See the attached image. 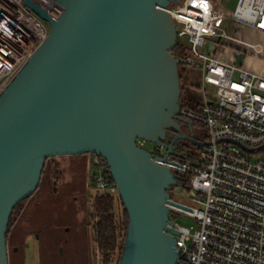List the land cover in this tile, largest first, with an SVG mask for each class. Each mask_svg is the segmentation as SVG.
<instances>
[{
	"label": "water",
	"instance_id": "obj_1",
	"mask_svg": "<svg viewBox=\"0 0 264 264\" xmlns=\"http://www.w3.org/2000/svg\"><path fill=\"white\" fill-rule=\"evenodd\" d=\"M45 41L0 93V264H9L8 224L14 208L39 186L45 162L95 152L108 162L128 218L118 264H177L175 229L167 223L173 170L137 143L181 140L180 65L175 21L168 7L181 0H56ZM175 130L168 138V130ZM237 143L232 139H226Z\"/></svg>",
	"mask_w": 264,
	"mask_h": 264
},
{
	"label": "built area",
	"instance_id": "obj_2",
	"mask_svg": "<svg viewBox=\"0 0 264 264\" xmlns=\"http://www.w3.org/2000/svg\"><path fill=\"white\" fill-rule=\"evenodd\" d=\"M32 1L53 19L63 14L64 7L56 0ZM168 10L176 25L172 53L179 65L200 70L202 83L215 88L214 95L204 89L198 108L181 106L179 112L202 125L204 134L197 138L209 145L193 148L178 143L168 154L164 141L148 150L183 184L190 179L188 203L182 202L186 207L166 204L173 220L167 226L177 231V264H264V74L219 57L220 49L229 45L261 52L262 44L243 40L240 29L246 25L264 32V0H238L230 27L223 24L229 17L214 0H181ZM49 30L50 24L25 0H0V93ZM86 155L93 167L94 194L113 195L124 208L107 160L95 152ZM172 199L176 200L173 194ZM181 213L194 223L175 221Z\"/></svg>",
	"mask_w": 264,
	"mask_h": 264
},
{
	"label": "rangeland",
	"instance_id": "obj_3",
	"mask_svg": "<svg viewBox=\"0 0 264 264\" xmlns=\"http://www.w3.org/2000/svg\"><path fill=\"white\" fill-rule=\"evenodd\" d=\"M223 24L229 27V20H225ZM180 41H184V39L181 38ZM189 70H192L190 72L191 79L187 80L185 74ZM185 74L181 81L183 94L187 95L189 89H194L197 94H189V96L200 98L199 95L205 89L208 95H214L215 88L202 83L198 69L188 67ZM199 134H204V130H200ZM139 140L140 143L143 142L145 149L154 150L155 143ZM262 157L264 158V152H262ZM85 159V156L58 155L46 161V171L42 173L39 190L23 200L11 216L6 235L11 264H19L12 254V246L19 228L17 221L25 207L26 221L31 217L30 223H28L31 231H34L35 235L38 236H36L35 241H30L29 248L25 249L26 257L23 264H101L93 241L94 217L90 212V196L95 193V187L90 176L93 167L88 165ZM55 167L63 169V173L57 182L58 192L48 189L50 182L54 181V179L51 181L50 171ZM73 180L75 181L74 184H68ZM77 190L85 191L87 197L84 199V213L80 211L81 208L77 207L79 203L74 201L76 197H72V193L76 194ZM174 191L176 194L173 196L177 201L188 203L185 189L174 186ZM115 213L117 217L118 215L124 219L127 217L125 208L121 206L120 209L119 202L116 204ZM175 221L186 226L194 223L192 217L183 213L176 215ZM37 237L42 239L41 242H38ZM120 256H117L118 260Z\"/></svg>",
	"mask_w": 264,
	"mask_h": 264
},
{
	"label": "trees",
	"instance_id": "obj_4",
	"mask_svg": "<svg viewBox=\"0 0 264 264\" xmlns=\"http://www.w3.org/2000/svg\"><path fill=\"white\" fill-rule=\"evenodd\" d=\"M187 68L188 67L182 64L180 65L181 81H182V78ZM181 106H187V107L195 109V108H198L200 104L197 100L191 99L187 97L186 94H183L181 97ZM193 124L199 127L200 129L202 128V125L196 122H193ZM187 147L194 148V145H190ZM78 156L86 157L85 154L78 155ZM48 159L46 161H48ZM85 162L87 163V159L85 160ZM45 171H46V162H45V166H44L42 173H44ZM50 173H51V177H50L51 181L53 179L54 181H52V183L50 182V184L48 185V189L58 192L57 182L59 181V178H60L59 168L55 167L54 169H51ZM189 180H190L189 177H187L184 181V184H183L184 186L182 187L183 189H185L186 192L188 190L187 186L189 184ZM39 188L40 186L36 190L38 191ZM90 201H91V211L90 212H91V215L94 217L93 225H92V235H93L94 245L97 249L99 260L101 261V264H118L119 260L117 259V256L121 255L122 253V246H123L125 236H126V231H127L128 218L126 217L124 219V217H122L121 215L120 216L118 215L117 217L115 213L116 199H115V196L113 195L94 194L93 196L91 195ZM20 203H18L17 206ZM14 210L12 214L14 213ZM9 225H10V221H9L8 227Z\"/></svg>",
	"mask_w": 264,
	"mask_h": 264
},
{
	"label": "crops",
	"instance_id": "obj_5",
	"mask_svg": "<svg viewBox=\"0 0 264 264\" xmlns=\"http://www.w3.org/2000/svg\"><path fill=\"white\" fill-rule=\"evenodd\" d=\"M217 7L220 8L225 14L229 17V27L231 25V19L230 16L232 15L238 0H214ZM241 38L247 42L257 44H262V50L259 54H256L253 49L251 48H245L241 46H228L229 48L227 50L220 49L219 51V57L221 60L225 62H236L242 64L247 69L264 74V32L258 31L255 28L251 26H242L240 29ZM193 70V69H192ZM192 70H189L186 72V78L187 80L191 79L190 72ZM200 79H201V71L198 70ZM184 77V76H183ZM193 83V82H191ZM194 85V84H193ZM192 85V87H193ZM189 94L194 95L197 94V91L194 89H189L187 91V97L197 100L198 102H201L203 100V95H199L200 98H194L189 96Z\"/></svg>",
	"mask_w": 264,
	"mask_h": 264
},
{
	"label": "flooded vegetation",
	"instance_id": "obj_6",
	"mask_svg": "<svg viewBox=\"0 0 264 264\" xmlns=\"http://www.w3.org/2000/svg\"><path fill=\"white\" fill-rule=\"evenodd\" d=\"M181 118H184V117H181ZM181 123H182V126H181L182 132L187 133L188 135H193L195 137H198L200 130H203V129H200L199 127L195 126L194 124H193V129L190 130V127L187 123H185V122H181ZM174 133H176L175 130L170 128L168 130V133H167L168 138H170ZM179 143H185L187 146L192 145L188 140H181ZM75 156H78V155H75ZM86 159H87V164L89 165L87 155H86ZM59 172H60V176H61L63 173V169L59 168ZM73 182H75V181L73 180V181H71V183H68V184H74ZM179 187H182V186H179ZM170 191H171V194H175L174 187ZM72 197H76V199L74 201L79 203L77 207L81 208L80 211H82L84 213V210H85L84 199L85 198L87 199L85 191L82 192L81 190H77L76 194L72 193ZM25 208L23 209L22 214H21V216H19V220L17 221V224H19V228L17 230V235H16L17 237L14 239V244L12 246V254L14 255V259L18 260L17 263H19V264L24 263V260L26 257L25 256L26 255L25 249L29 248V242L35 241L36 236H38V235H35L34 231H31L30 224H29L31 217L28 219V221H26V217L24 216V214H25L24 212L26 210ZM37 239H39V237H37ZM41 240L42 239H39L38 242H41ZM8 258H9V264H11V259L9 257V254H8Z\"/></svg>",
	"mask_w": 264,
	"mask_h": 264
}]
</instances>
